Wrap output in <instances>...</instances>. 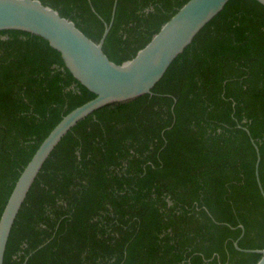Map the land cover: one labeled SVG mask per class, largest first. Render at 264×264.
I'll list each match as a JSON object with an SVG mask.
<instances>
[{"label": "trees", "instance_id": "obj_1", "mask_svg": "<svg viewBox=\"0 0 264 264\" xmlns=\"http://www.w3.org/2000/svg\"><path fill=\"white\" fill-rule=\"evenodd\" d=\"M41 1L96 42L115 2ZM187 1L117 0L103 51L131 59ZM94 97L47 40L0 31V216L40 143ZM252 140L264 189V5L229 0L152 94L104 105L62 138L3 264H256L234 246L264 248Z\"/></svg>", "mask_w": 264, "mask_h": 264}, {"label": "water", "instance_id": "obj_2", "mask_svg": "<svg viewBox=\"0 0 264 264\" xmlns=\"http://www.w3.org/2000/svg\"><path fill=\"white\" fill-rule=\"evenodd\" d=\"M228 1H187L135 56L118 64L103 51V43L114 20L117 0L114 2L111 21L105 22L104 33L99 42L84 34L72 19L62 16L41 0H0V31L22 30L44 38L60 54L72 75L95 94L94 98L63 116L20 173L0 216V264L4 263L7 242L28 191L62 138L79 121L104 105L152 94L153 87L172 62L222 11ZM257 1L264 5V0ZM252 142L257 152L255 174L264 197L259 178L261 156L255 141ZM234 246L240 251L260 253L261 257L256 264H264V248L243 249L239 247L238 241L234 242ZM27 260L28 257L24 264Z\"/></svg>", "mask_w": 264, "mask_h": 264}]
</instances>
